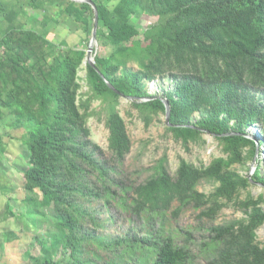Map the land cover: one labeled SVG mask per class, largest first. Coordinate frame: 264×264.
Returning <instances> with one entry per match:
<instances>
[{
	"label": "trees",
	"instance_id": "obj_1",
	"mask_svg": "<svg viewBox=\"0 0 264 264\" xmlns=\"http://www.w3.org/2000/svg\"><path fill=\"white\" fill-rule=\"evenodd\" d=\"M92 1L96 41L112 49L102 57L93 54L104 79L132 97L130 106L145 127L164 114V98L170 109L165 132L174 141L187 151L190 144L202 147L206 131L222 155L199 166L180 158L173 173L162 155L136 182L123 167L131 140L118 109L120 95L88 64L84 78L78 75L93 26L91 6L0 0V120L21 133L29 206L26 216L25 210L14 212L8 209L12 196L4 194V212L15 221L25 217L36 230L49 224L48 242L34 238L39 255L25 252L28 264H193L191 248L177 241L170 217L191 208L200 219L214 220L229 205L243 216L208 228L205 264H264L256 234L264 224V192L240 198L251 184L264 189V0ZM28 9L39 12V28L19 22ZM143 15L157 18L139 30L136 20ZM51 23L80 29L83 46L49 40ZM131 61L137 70L127 67ZM155 79L169 82L161 95L148 92ZM95 100L108 131L105 150L90 138L87 125ZM255 125L259 133L247 137ZM9 133H0V152ZM256 146L248 178L235 166L248 168ZM201 181L213 189L199 191ZM109 225L113 233L97 232Z\"/></svg>",
	"mask_w": 264,
	"mask_h": 264
},
{
	"label": "rangeland",
	"instance_id": "obj_2",
	"mask_svg": "<svg viewBox=\"0 0 264 264\" xmlns=\"http://www.w3.org/2000/svg\"><path fill=\"white\" fill-rule=\"evenodd\" d=\"M34 17L39 18V12L28 9L24 15L19 16V22L27 28H39L40 24L35 21ZM1 18L0 15V20ZM156 18L155 15H143L136 20V26L139 30L145 29L150 24L154 23ZM83 39L84 34L80 29L75 30L74 27L64 23H59L58 25L51 23L50 25L49 40L55 43L64 40L69 45L75 43L82 45L81 41ZM111 50V47L103 46L96 42L95 54L98 56H105ZM127 67L137 70L136 64L132 61L128 63ZM78 75L81 79L84 78L85 67L83 64L80 67ZM80 83L82 85L81 91L86 90L84 81L81 80ZM147 88L149 93L161 95L164 88H169V82L163 79H155L148 83ZM91 108L95 110V112L87 121V125L90 129V138L105 150L108 131L104 125V113L97 100L93 101ZM118 109L125 121L126 129L131 140V148L125 157L123 167L136 182L143 181L150 174V168L162 155H166L171 173H173L180 158L199 166L200 164L207 165L212 158L222 155L214 138L206 141V144L202 147L196 144H190L189 150H184L179 142L174 141L170 134L165 132V121L162 114L156 116L151 124L145 127L138 117L137 110L130 106V101L128 99L121 98L119 100ZM194 117L197 118L198 115L194 114ZM5 121L6 118L0 120V133H10L4 136L3 150L0 152V264H28L29 259L26 257L25 252L28 251L33 256L39 255L40 245L34 238L37 236L39 240L48 242L49 233L47 235V230H49V224L44 223L36 230L33 223L29 221L26 222L25 217L20 221H15L11 215L4 212L3 205L6 206L5 199L7 197V195L4 194H8L9 197L12 196L13 198L12 201L9 202L6 200L9 204L8 209L10 208L14 212H22V210H25L26 216L29 207L24 202L26 192L22 189L23 180L21 171L25 165V160L22 159L21 153L23 149V145L20 142L21 133L18 130H9L6 128L4 125ZM259 130L260 126L255 125L248 128L247 132L249 135L256 137ZM202 137L206 139L207 135L204 133ZM260 159H263V154L259 157V160ZM249 164L250 163L247 164L248 168H241L238 165L235 167L244 174L245 172L248 173ZM5 185H7V188H5ZM213 187V183L201 181L198 185V190L208 193ZM247 192L256 196L264 192V189L258 184H251L246 190L240 192V198H243ZM31 207L32 210L35 209L34 204H31ZM262 207L264 209V206ZM112 212L116 213L115 210ZM115 216H117V214ZM242 216V212L233 208L231 205L222 208L214 220L200 219L197 210L187 208L182 211L177 218L170 217L169 226L174 235H176L178 242L187 243L190 246L193 253V264H205V258L207 253H209L205 251L204 247V243H209L208 228L212 225L239 219ZM104 217L105 212L100 211L98 216L99 220H102ZM119 223H121V221H119ZM87 226L91 227L90 225ZM102 231L105 233H113L115 231V226L109 225L106 229H97L98 233ZM7 233L13 235L12 237L6 238L7 240L5 241ZM256 234L257 241L260 242L261 246H264V224L257 229Z\"/></svg>",
	"mask_w": 264,
	"mask_h": 264
},
{
	"label": "water",
	"instance_id": "obj_3",
	"mask_svg": "<svg viewBox=\"0 0 264 264\" xmlns=\"http://www.w3.org/2000/svg\"><path fill=\"white\" fill-rule=\"evenodd\" d=\"M73 1L85 2V3L89 4L91 6L92 10H93V26H92V29H91V34H90L89 42H88V45H87V48H86V51H85V56H84V59H83L82 64L83 65L88 64L89 66H91L104 79V77L102 76V74L96 68L95 63H94V57H93V54L95 53V45H96V42H97L96 41V28H97V9H96V6H95V4L93 3L92 0H73ZM104 81L107 84V86L111 90H113L116 94L120 95L121 98L132 99V97H127V96H124L121 93H119L107 80L104 79ZM147 99L148 98H142L141 100H147ZM161 101H162V103L164 105V114H163V116H164L165 124L166 125H170V123L168 122L169 114H170V109H169L168 101L166 99H164V98L161 99ZM205 134L207 135V138H206L207 141L209 139L213 138V136H214L213 134H209L206 131H205ZM246 136L253 139V136H251V135H247L246 134ZM255 142L257 144V141L256 140H255ZM257 158H258V147L256 146V149H255V152H254V156H253V158H252V160H251V162L249 164V170H248V173H247V177L248 178L251 177L252 173L255 170V164L257 162ZM259 185L262 186L261 184H259Z\"/></svg>",
	"mask_w": 264,
	"mask_h": 264
},
{
	"label": "crops",
	"instance_id": "obj_4",
	"mask_svg": "<svg viewBox=\"0 0 264 264\" xmlns=\"http://www.w3.org/2000/svg\"><path fill=\"white\" fill-rule=\"evenodd\" d=\"M4 204V203H3ZM5 207V205H3V208Z\"/></svg>",
	"mask_w": 264,
	"mask_h": 264
}]
</instances>
